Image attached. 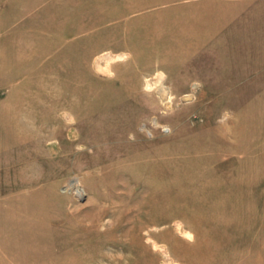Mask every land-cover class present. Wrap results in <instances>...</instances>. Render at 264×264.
Instances as JSON below:
<instances>
[{
  "label": "rangeland",
  "instance_id": "1",
  "mask_svg": "<svg viewBox=\"0 0 264 264\" xmlns=\"http://www.w3.org/2000/svg\"><path fill=\"white\" fill-rule=\"evenodd\" d=\"M193 3L0 0V264L264 255V98L198 95Z\"/></svg>",
  "mask_w": 264,
  "mask_h": 264
},
{
  "label": "crops",
  "instance_id": "2",
  "mask_svg": "<svg viewBox=\"0 0 264 264\" xmlns=\"http://www.w3.org/2000/svg\"><path fill=\"white\" fill-rule=\"evenodd\" d=\"M193 2L190 71L198 95L223 82L215 95L264 98V0ZM256 106L264 112L263 100ZM243 261L264 264V255Z\"/></svg>",
  "mask_w": 264,
  "mask_h": 264
},
{
  "label": "bare ground",
  "instance_id": "3",
  "mask_svg": "<svg viewBox=\"0 0 264 264\" xmlns=\"http://www.w3.org/2000/svg\"><path fill=\"white\" fill-rule=\"evenodd\" d=\"M147 86H148V85H147ZM163 92H166V91L163 90ZM165 98H166V97H165ZM199 193H200V192H199Z\"/></svg>",
  "mask_w": 264,
  "mask_h": 264
}]
</instances>
